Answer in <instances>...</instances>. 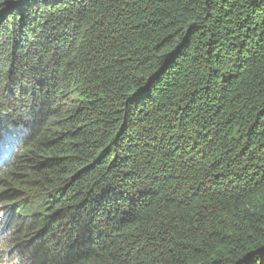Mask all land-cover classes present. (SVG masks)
<instances>
[{"label": "trees", "instance_id": "obj_1", "mask_svg": "<svg viewBox=\"0 0 264 264\" xmlns=\"http://www.w3.org/2000/svg\"><path fill=\"white\" fill-rule=\"evenodd\" d=\"M4 139L0 264H264V0H0Z\"/></svg>", "mask_w": 264, "mask_h": 264}, {"label": "clouds", "instance_id": "obj_2", "mask_svg": "<svg viewBox=\"0 0 264 264\" xmlns=\"http://www.w3.org/2000/svg\"><path fill=\"white\" fill-rule=\"evenodd\" d=\"M5 144H6V140L5 139L4 140H0V147L3 148L5 146ZM1 152H2V150H1ZM0 220H3L4 221V223H3V229H4V227L7 224V218H6V213H5V210L4 209H0ZM0 253H1V251H0ZM4 262L9 263L7 258L4 259V261L1 264H3Z\"/></svg>", "mask_w": 264, "mask_h": 264}, {"label": "rangeland", "instance_id": "obj_3", "mask_svg": "<svg viewBox=\"0 0 264 264\" xmlns=\"http://www.w3.org/2000/svg\"><path fill=\"white\" fill-rule=\"evenodd\" d=\"M1 150H2V147H0V152H1ZM3 223H4V221L3 220H0V235L1 234H3ZM3 264H9V263H7V262H4Z\"/></svg>", "mask_w": 264, "mask_h": 264}, {"label": "bare ground", "instance_id": "obj_4", "mask_svg": "<svg viewBox=\"0 0 264 264\" xmlns=\"http://www.w3.org/2000/svg\"><path fill=\"white\" fill-rule=\"evenodd\" d=\"M44 9V8H43ZM217 10V9H216ZM175 12V11H174ZM179 12V11H178ZM41 15V14H40ZM192 17V16H191ZM239 17V16H238ZM191 19V18H190ZM220 24V23H219ZM15 29V28H14ZM217 30V29H216ZM219 30V29H218ZM13 31V30H12ZM228 34V33H227ZM69 39V38H68ZM70 40V39H69ZM246 46V45H245ZM118 51V50H117ZM120 54V53H119ZM261 60V59H260ZM259 61V60H258ZM262 61V60H261ZM105 111V110H104ZM6 206V205H5ZM91 256V255H90ZM91 258V257H90ZM106 259V258H105ZM109 259V258H108Z\"/></svg>", "mask_w": 264, "mask_h": 264}]
</instances>
